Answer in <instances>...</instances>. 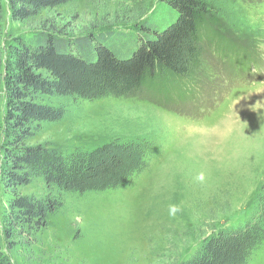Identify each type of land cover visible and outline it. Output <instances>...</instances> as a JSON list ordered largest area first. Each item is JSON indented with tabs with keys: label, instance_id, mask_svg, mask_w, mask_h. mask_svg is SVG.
Returning a JSON list of instances; mask_svg holds the SVG:
<instances>
[{
	"label": "rangeland",
	"instance_id": "obj_1",
	"mask_svg": "<svg viewBox=\"0 0 264 264\" xmlns=\"http://www.w3.org/2000/svg\"><path fill=\"white\" fill-rule=\"evenodd\" d=\"M1 1L4 55L14 39L43 26L73 36L133 35L141 21L164 27L176 16L167 0H146L141 16L131 0H74L19 21ZM211 15L205 30L212 37L190 81L164 76L130 97L43 98L66 113L37 124L29 144L68 153L141 140L149 144V165L118 188L61 193L64 205L45 228L5 242L13 264H181L208 238L264 214V0H214ZM5 156L1 151V228L11 192L1 172ZM18 190L59 194L40 177ZM248 264H264V238Z\"/></svg>",
	"mask_w": 264,
	"mask_h": 264
},
{
	"label": "trees",
	"instance_id": "obj_2",
	"mask_svg": "<svg viewBox=\"0 0 264 264\" xmlns=\"http://www.w3.org/2000/svg\"><path fill=\"white\" fill-rule=\"evenodd\" d=\"M73 1L8 0V5L13 19L27 21ZM131 1L143 15L146 0ZM167 2L176 16L164 27L144 20L133 35L98 31L73 36L43 26L29 38L14 39L6 55L0 47V152L6 155L1 172L11 191L3 228L0 226V264H13L4 250L5 242L35 234L48 225L49 216L64 205L61 193L118 188L148 167L146 141L113 139L92 149L65 153L59 147L29 144L28 140L37 124L58 121L66 113L64 106L45 102V96L130 97L154 87L164 76L190 81L201 65L204 39L212 37L205 29L214 0ZM4 16L0 0V42ZM36 177L56 187L59 194L41 197L19 192L20 186ZM261 204L264 209V198ZM263 219L264 214L242 227L218 232L181 264H248L263 241Z\"/></svg>",
	"mask_w": 264,
	"mask_h": 264
}]
</instances>
